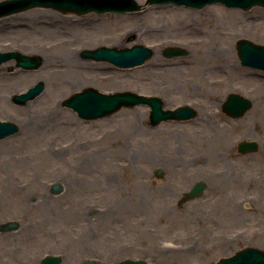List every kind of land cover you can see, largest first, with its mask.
<instances>
[{
    "label": "rangeland",
    "instance_id": "374dc122",
    "mask_svg": "<svg viewBox=\"0 0 264 264\" xmlns=\"http://www.w3.org/2000/svg\"><path fill=\"white\" fill-rule=\"evenodd\" d=\"M136 1L142 8L127 13L77 15L35 7L46 9L52 15L91 18L89 23L76 27L84 33L85 43L76 51V58L82 62H75L77 67H73L74 72L78 71L77 79L71 73L54 71L53 64L60 61L53 57L57 51L43 45L53 40V30L37 28L41 23L31 19L2 22L4 18L35 8L0 18V52L43 58L41 66L33 70L17 67L15 59L0 65V121H12L20 126L19 133L0 140V203L3 200L8 204L12 216L20 205L31 203V197L38 199L43 211L42 226L50 225L41 238L43 258L47 253L63 252L67 238L63 233L57 242L52 237L53 225L64 226L67 217L71 221L74 215L80 218V205L86 200L82 194L73 193L66 175L112 176L110 180L102 178L108 195L121 196L118 206L121 210L127 206L137 209L138 196L129 194L126 189L136 190L145 197L146 183L138 175H149L151 167L154 172L161 169L165 175H173L172 168L179 166L185 180L177 191L173 186L172 196H163L167 192L164 187H169L167 178L154 176V238L147 264H213L245 247L264 250V71L243 66L237 51V42L242 39L264 44V8L256 6L244 11L214 3L197 9L176 4L145 5L147 0ZM211 6L219 9L212 11ZM149 8H158L157 14H147ZM186 16L203 25L218 23L233 34L242 35L231 46L234 60L244 71L257 70L261 75L253 80L235 78L223 82L144 78L143 66L156 55L165 60H198L193 46L165 44L158 48L154 46L157 37L146 31V27L157 21L168 25L172 18ZM31 30H40V36H29L27 32ZM132 35L135 40L129 41ZM97 39H106V42L97 44ZM178 39L188 43L184 36ZM136 44L150 48L154 54L133 68L123 69L82 56L84 50ZM168 47H179L187 54L168 57L165 54ZM62 80L71 83L64 84ZM39 82H43L45 88L35 99L25 105L13 101L15 95ZM90 87L104 93L131 91L157 96L167 109L190 105L198 116L184 122H162L151 128L150 108L140 105L87 121L62 103L72 94ZM229 93L241 94L253 102L251 109L239 119L231 118L221 109ZM202 97L205 99L201 100ZM200 103H205L207 109L202 110ZM243 140H255L260 148L254 153H239L237 145ZM1 175H7L5 183L9 190L5 192ZM34 175L39 178L36 185ZM174 175L177 176L173 181L179 183V174ZM197 181L207 183L202 197L177 205L182 191ZM55 182L63 183L65 190L60 195L49 192ZM93 186L96 188L98 182ZM68 199L73 201L68 203ZM72 209L75 210L70 214L68 211ZM55 215L57 223L53 224L50 220ZM146 243L143 241V246ZM165 244L175 246L179 253L164 247ZM70 251L63 264L85 261L75 244L70 246ZM39 256L33 260L37 262Z\"/></svg>",
    "mask_w": 264,
    "mask_h": 264
},
{
    "label": "water",
    "instance_id": "95a60500",
    "mask_svg": "<svg viewBox=\"0 0 264 264\" xmlns=\"http://www.w3.org/2000/svg\"><path fill=\"white\" fill-rule=\"evenodd\" d=\"M177 4L201 9L209 4L221 3L230 8H240L245 11L252 7H264V0H147L148 4ZM35 7L53 8L63 13H75L83 15L90 12L99 14L114 12L126 13L138 11L142 8L136 0H3L0 1V18ZM135 36H130L129 41H134ZM237 50L241 62L245 66L264 70V45L253 43L249 40H239ZM165 54L169 57L186 55L187 51L179 47H168ZM82 56L95 61H107L119 68H132L146 62L153 56V51L143 45H133L126 48L99 47L96 50H84ZM16 59L17 66L28 70L41 66L43 58L40 56H27L19 52H0V65L8 60ZM45 88L43 82L37 83L28 91L13 97L17 104H26L40 95ZM149 106L152 124L158 125L166 121H186L197 116V112L189 105L178 106L174 109H165L164 102L157 96H147L131 91L116 93H103L94 88H86L74 93L63 101V106L71 108L78 116L85 120H95L111 115L124 107ZM252 107V101L238 94H230L223 104L224 111L232 117H241ZM19 130L16 123L0 121V139L15 134ZM259 148L256 141H242L239 143V151L255 152ZM162 170L159 169L158 173ZM206 188V184L198 182L186 194L184 200L200 197ZM63 190L61 183L51 186V192L59 194ZM58 256H47L42 264H59ZM89 264V263H85ZM92 264V263H91ZM123 264H145L144 261H128ZM213 264H264V250L255 247H245L237 251L233 256L222 258Z\"/></svg>",
    "mask_w": 264,
    "mask_h": 264
},
{
    "label": "flooded vegetation",
    "instance_id": "af4514ba",
    "mask_svg": "<svg viewBox=\"0 0 264 264\" xmlns=\"http://www.w3.org/2000/svg\"><path fill=\"white\" fill-rule=\"evenodd\" d=\"M200 99L204 100L205 98L202 97ZM205 106V103H200L202 110L207 109ZM149 123V126L152 128L150 119ZM19 132L20 129L17 133ZM172 170L174 171L173 175H165L164 172L158 175L153 171V167H151L149 175H138L146 183V195L144 197L142 193L138 194L136 190L130 191L126 189V191L131 192L129 194L138 196L139 204L136 206L137 209H131L127 206L124 210L118 207L121 204V196L116 194L108 195L107 189H105L102 178L110 180L112 176L66 175L67 179L71 181L69 188L73 193L82 194L86 200L84 201L83 199L84 205H80V208L82 207V211L79 213L80 218H77L78 215H74V219L71 221L69 220L71 218L67 217L68 222L66 221L67 223L64 226L58 227L53 225L54 229L51 230L52 237L57 239V242L58 236H61L63 233L67 238L66 242H64V248L61 250L63 252L53 255L60 256V264H63L66 256L68 257V252L71 253L70 246L75 244L79 252L83 253V258L85 256L86 259L84 258V262H92L93 264H117L124 260H145L147 264V260L152 256L154 238V195L152 189L154 176L156 174V177L167 178L169 187H164L167 192L163 196H172L173 191H177L183 179L185 180V175H180L179 166H174ZM177 173L181 180L179 183L173 181L174 176H177L174 174ZM1 176V187L3 192H5L4 190H9L6 185L7 183H5L7 175ZM33 179L35 185L39 183V178L36 175H34ZM113 179H115V175H113ZM188 180L189 178H187ZM95 182H98L96 188L93 186ZM193 185L182 191L177 205L187 203L182 202V199ZM177 187L178 189H176ZM29 200L31 203L20 205L12 216H10L11 213H9L8 204L3 200L0 203V264H42L40 253L41 238L42 235L45 236L43 232L50 225L47 223L42 226L43 211L41 205L38 206V199L33 196ZM72 201V199L67 200L68 203ZM73 210L75 209L69 210L68 212L73 214ZM75 213L77 214V211ZM52 219L50 221L53 224L57 223L56 215ZM143 241L147 242L145 246H143ZM38 255L40 256L37 257L38 261L36 262L33 259Z\"/></svg>",
    "mask_w": 264,
    "mask_h": 264
},
{
    "label": "bare ground",
    "instance_id": "6f19581e",
    "mask_svg": "<svg viewBox=\"0 0 264 264\" xmlns=\"http://www.w3.org/2000/svg\"><path fill=\"white\" fill-rule=\"evenodd\" d=\"M218 9L215 6L210 8L212 11ZM156 10L158 8H149L146 13L156 15L158 12ZM178 10L185 13L182 8H178ZM4 19L2 22L31 19L41 23V25H37V28L43 26L53 30V40L48 43L44 42L43 45L57 51L53 57L61 62L58 61L53 64V68L54 66L56 68L54 71L57 73H71L77 79L78 69L75 70L77 72H74L73 67L75 62L80 64L82 62L76 58V51L78 46L85 43L84 33L76 27L89 23L91 18L81 20L72 15H52L46 9L35 8L26 13L16 14ZM158 23L160 22L157 21L154 25L146 27L147 32L157 37L154 41L155 47L160 48L165 44L190 45L196 49L198 60H165L160 55H156L143 66L144 78L172 82L188 78L206 82H223L235 78L253 80V78L261 75L257 70L244 71L234 60L231 46L242 35L233 34L229 28L211 22L203 25L191 16L174 17L168 25ZM27 33H30L29 36L36 35L37 38L40 36V30H31ZM180 36L186 37L188 43L178 39ZM104 42H106V39H97L95 43L101 44ZM68 62H72V65H68ZM62 81H64L62 82L64 84L71 83H66L65 80ZM164 247H171L172 252L179 253L175 251V246L171 244H165Z\"/></svg>",
    "mask_w": 264,
    "mask_h": 264
}]
</instances>
